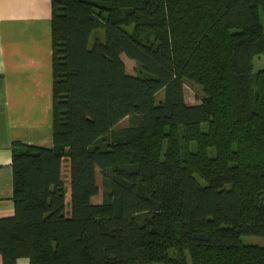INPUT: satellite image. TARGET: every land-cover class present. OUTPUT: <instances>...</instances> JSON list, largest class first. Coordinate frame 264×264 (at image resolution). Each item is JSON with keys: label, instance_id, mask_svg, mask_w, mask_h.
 Returning <instances> with one entry per match:
<instances>
[{"label": "trees", "instance_id": "obj_1", "mask_svg": "<svg viewBox=\"0 0 264 264\" xmlns=\"http://www.w3.org/2000/svg\"><path fill=\"white\" fill-rule=\"evenodd\" d=\"M51 10L53 147L13 148L3 264H264V0Z\"/></svg>", "mask_w": 264, "mask_h": 264}, {"label": "crops", "instance_id": "obj_2", "mask_svg": "<svg viewBox=\"0 0 264 264\" xmlns=\"http://www.w3.org/2000/svg\"><path fill=\"white\" fill-rule=\"evenodd\" d=\"M51 15V0H0V218L14 214L13 148L53 147Z\"/></svg>", "mask_w": 264, "mask_h": 264}, {"label": "rangeland", "instance_id": "obj_3", "mask_svg": "<svg viewBox=\"0 0 264 264\" xmlns=\"http://www.w3.org/2000/svg\"><path fill=\"white\" fill-rule=\"evenodd\" d=\"M262 24H263V28H264V18H261ZM96 38H99L101 41L103 40V32L102 30H95L93 32V34L91 35V39H90V44L91 45L94 40ZM124 63L126 65V69L129 73L131 74H137L138 73V68L135 64L134 61L126 58L125 56L123 57ZM253 66H254V72L262 69L264 67V57L263 56H257L254 58L253 60ZM184 94H185V100L188 104H197L200 102L202 96H203V92L200 86L187 81L185 83L184 86ZM163 96V93L160 92L157 95V100L159 101ZM127 122V119L125 121H123L122 123H120V127H123ZM203 129H207L206 125H202ZM182 146H184V142L181 141ZM169 145V141L165 140L163 142L162 145V152L164 153ZM195 177L197 178V180L199 181V183L204 184V181L202 179L199 178V176L197 174H195ZM97 183L99 186V192L97 195H95L92 198V202L93 203H102L103 199H104V195L107 192V189L102 185V177L99 173V171L97 172ZM241 241L243 244H247V245H257V246H262L264 247V237L261 236H242L241 237Z\"/></svg>", "mask_w": 264, "mask_h": 264}]
</instances>
